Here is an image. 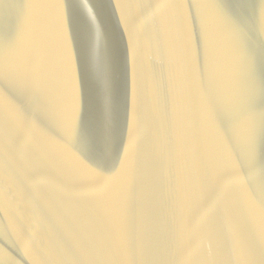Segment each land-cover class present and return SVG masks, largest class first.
Masks as SVG:
<instances>
[{"label": "water", "instance_id": "95a60500", "mask_svg": "<svg viewBox=\"0 0 264 264\" xmlns=\"http://www.w3.org/2000/svg\"><path fill=\"white\" fill-rule=\"evenodd\" d=\"M74 2L0 0V264H264L246 239L250 229L258 248L264 240V0H221L233 12L247 9L250 44L217 14V0H89L77 18ZM158 2L167 6H148ZM63 37L71 85L66 115L87 128V148L65 138V112L51 91ZM100 49L114 64L120 101L111 145L102 137L98 104L85 102L84 80ZM134 99L152 109L158 129L154 154L138 159L156 183L150 203L143 177L133 188L135 226L151 232L157 249L151 259L141 249L133 262L97 240L100 228L118 233L112 210L90 207L100 225L90 213L81 217L59 173L74 179L76 169L108 183L99 166L106 161L112 171L125 163L126 105ZM30 181L72 224L88 254L65 248L59 227L49 228ZM121 191L108 189L113 209ZM207 201L216 202L223 237L193 231ZM233 240L229 250L225 241Z\"/></svg>", "mask_w": 264, "mask_h": 264}, {"label": "snow or ice", "instance_id": "6c2138e0", "mask_svg": "<svg viewBox=\"0 0 264 264\" xmlns=\"http://www.w3.org/2000/svg\"><path fill=\"white\" fill-rule=\"evenodd\" d=\"M89 0H75L72 4L76 13V18L82 16L88 5ZM144 5L133 4L130 7H143ZM150 7L160 8L167 6L163 3H155L148 5ZM217 14L230 20L234 30L247 43H251L254 38V32L251 28V20L247 9L240 12H233L231 6L217 0L215 4ZM264 16V9L260 12ZM75 18V19H76ZM75 30V24H72ZM260 38L264 41V31H260ZM90 79L86 83L84 80L85 102L91 97L98 104L101 112V133L105 144L111 145L115 139L114 133L119 118L120 101L117 96V82L115 68L112 60L106 50L100 49L96 52L91 60ZM70 80L68 75L66 41L63 37L62 46L59 58L57 60L54 78L51 86L53 95L58 99L59 110L65 112V117L61 128L65 138H70L75 144L82 148H87L90 144V136L86 127H83L74 120L68 119L67 105L65 103L69 89ZM73 91H75L73 89ZM239 115V114H238ZM126 121L128 128V148L125 152V163L121 169L110 171L106 165V161L101 167V174L107 173L109 182L106 184H98L95 177L90 174H84L75 169V178L69 179L63 172L60 176L71 187V193H66V196L71 200L73 206L80 212L81 217L87 218L90 207L96 204H102L112 210L114 222L119 226L118 233L113 234L109 231L100 228L96 231L98 241L104 242L107 246L109 243L118 247L122 255L127 256L131 261H135L138 252L142 249L146 259H151L156 254L157 245L153 240L152 234L148 229L143 232L139 231L135 226L136 209L133 205V188L137 179L143 177L149 185L147 194V202L150 203L153 196L156 183L149 177L146 170L138 168V159L143 156L154 154L155 143L157 138L158 119L152 109L145 103H140L133 100L126 105ZM58 186L63 188V185L57 182ZM33 192L38 200L45 204L46 214L49 228L55 230L59 227L57 237L65 248L76 247L81 254L87 253L88 250L84 246L80 237L75 232L72 224L67 221L56 207L48 201L45 193L35 184L30 181ZM117 185L122 191L119 194L118 210L113 209L111 197L108 189L110 186ZM242 192V190H241ZM232 201L239 206L240 200L236 193L231 191ZM261 218L264 221V199L260 200ZM249 204L246 201V211H241L245 221L248 218ZM241 210V208H240ZM45 215V213H42ZM94 220V226L100 225L97 217L91 214ZM193 231L203 234H216L217 237H223L222 218L217 213L216 202L207 201L198 215L192 221ZM246 239L253 243L254 250L258 251L260 256H264V240L259 242V248L255 241V233L249 229ZM235 240L225 241V245L231 250ZM36 253L39 255L38 250Z\"/></svg>", "mask_w": 264, "mask_h": 264}]
</instances>
